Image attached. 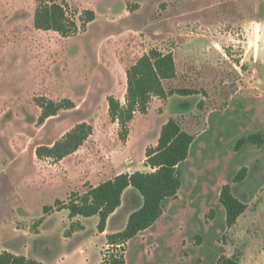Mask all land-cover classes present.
<instances>
[{"label": "rangeland", "instance_id": "rangeland-1", "mask_svg": "<svg viewBox=\"0 0 264 264\" xmlns=\"http://www.w3.org/2000/svg\"><path fill=\"white\" fill-rule=\"evenodd\" d=\"M43 2L64 8L66 35L34 27ZM152 49L174 58L165 89L193 94L153 97L122 141L108 98L125 103L126 71ZM49 103L56 114L40 122ZM169 119L195 140L176 197L147 233L114 249L97 216L44 214L119 174L152 172L146 152ZM81 123L92 134L75 153L37 157ZM254 134L264 137V0H0V253L42 264H102L109 254L126 264H264V145L234 149ZM225 185L246 205L231 227ZM124 194L110 231L143 203L131 188Z\"/></svg>", "mask_w": 264, "mask_h": 264}, {"label": "trees", "instance_id": "trees-1", "mask_svg": "<svg viewBox=\"0 0 264 264\" xmlns=\"http://www.w3.org/2000/svg\"><path fill=\"white\" fill-rule=\"evenodd\" d=\"M88 16V19L91 20L92 14H88ZM34 27L38 30L54 31L66 35L71 24L61 5L54 2H43L35 12ZM175 77L176 67L173 55L171 53L163 54L156 49L144 54L127 69L125 103L121 104L112 97L108 98V112L112 120L118 122L120 140L124 141L128 136L129 124L134 114L136 112L146 114L153 97L164 100L174 94L181 96L193 94L191 91H167L164 83ZM42 107L43 114L40 122L56 114L57 110L52 103L46 106L42 105ZM91 134L92 127L90 125L78 124L51 147L37 148L36 155L38 158L46 157L60 161L75 153ZM194 140L195 137L185 132L178 121L169 119L161 129L156 148L148 149L146 152L145 163L152 169V172L137 171L131 174H119L97 186L90 187L82 195H74L68 203L57 202L55 208L44 207V214L67 210L70 219L97 216L99 219L97 230L102 234L106 229L108 218L121 206L122 195L128 188H131L142 197L141 207L130 214L126 227L122 231L106 235L109 247L121 249L129 240L156 223L163 214V204L166 199L176 197L181 187V181L176 174L177 168L187 160ZM246 145L262 146L264 137L254 134L241 138L237 141L234 149L239 151ZM246 172V168L241 169L234 177L233 182L242 181ZM219 202L226 212L227 227L233 226L246 210V205L232 195L229 185L223 186ZM40 223L41 221L38 222V225ZM77 229L72 226L67 232V236L83 228L79 225ZM0 264L42 263L4 251L0 253ZM102 264H126V262L122 255L109 254L103 256ZM217 264H237V261L233 258L222 257Z\"/></svg>", "mask_w": 264, "mask_h": 264}, {"label": "crops", "instance_id": "crops-1", "mask_svg": "<svg viewBox=\"0 0 264 264\" xmlns=\"http://www.w3.org/2000/svg\"><path fill=\"white\" fill-rule=\"evenodd\" d=\"M130 189V188H129ZM128 190V189H127ZM126 192V191H125ZM124 192V193H125ZM126 194H123L122 195V198H123V196H125ZM122 206H123V200H121V206L108 218V220H107V223H106V229H105V231L101 234V233H99V234H101L103 237H106V235H108V234H113V232H115V233H118V232H120V231H122L125 227H126V224H127V221H128V218H129V216H130V214H128V215H126L125 216V219H124V223L122 224V227H121V230H117V231H110L109 230V228H110V223H111V221L113 220V218H115L118 214H119V212H120V209L122 208ZM141 207V205H139V208ZM138 208V209H139ZM137 210V209H136ZM164 214H165V212H164V204H163V214H162V216L161 217H164ZM75 218H78V217H75ZM74 219V218H73ZM79 219V218H78ZM148 231L147 230H145V231H143V232H140L139 234H143V233H147ZM81 252H82V250H81ZM62 260H64V258H62ZM101 263H102V260H101Z\"/></svg>", "mask_w": 264, "mask_h": 264}]
</instances>
